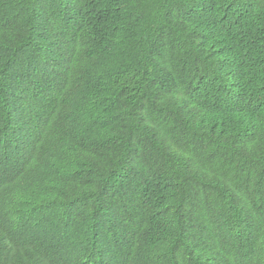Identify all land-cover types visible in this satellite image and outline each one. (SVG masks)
Listing matches in <instances>:
<instances>
[{
    "label": "trees",
    "instance_id": "obj_1",
    "mask_svg": "<svg viewBox=\"0 0 264 264\" xmlns=\"http://www.w3.org/2000/svg\"><path fill=\"white\" fill-rule=\"evenodd\" d=\"M0 264H264V0H0Z\"/></svg>",
    "mask_w": 264,
    "mask_h": 264
}]
</instances>
